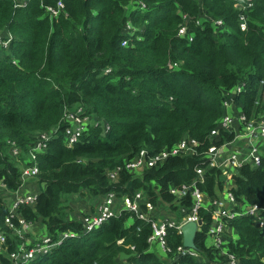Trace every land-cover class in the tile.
<instances>
[{
  "label": "trees",
  "instance_id": "1",
  "mask_svg": "<svg viewBox=\"0 0 264 264\" xmlns=\"http://www.w3.org/2000/svg\"><path fill=\"white\" fill-rule=\"evenodd\" d=\"M16 1L0 0V32L4 39L11 35L0 47V183L16 189L18 158L33 146L36 133L59 125L36 156L39 173L29 183L37 188V199L18 212L31 223L41 222L53 239L67 230L78 233L26 264H218L205 244L211 212L204 208L199 210L204 224L194 242L206 260L178 255L166 261L149 250L150 224L132 213L122 211L84 232L65 209L69 196L84 190L96 199L90 211L110 191L119 197L142 190L156 205L159 199L172 207L180 201L190 205L189 194L175 200L168 189L190 185L197 166L204 168L198 188L209 197L222 191L221 170L207 167L200 155L171 156L157 168L123 169L116 181L107 178V171L141 148L156 152L183 137L198 140L199 151L205 150L223 113V94L238 81L245 87L233 101L242 112L247 117L264 112V102L254 104L264 88V0H253L246 10L245 30L239 28L234 0H142L143 11L126 8L129 0H62V12L53 19L44 6L57 0H24L17 7ZM181 14L190 17V40L177 35ZM207 17L222 19L223 26L214 29ZM124 38H130L126 46L121 45ZM65 104L84 106L109 130L90 126L68 147L60 122ZM231 137L221 133L218 144ZM10 143L23 154L13 157ZM232 179L237 200L259 205L264 214V154L258 166L244 165ZM7 211L0 198V230L6 234L0 264H12L8 254L20 242L4 225ZM228 226L236 234L230 233L228 248L237 264H264V226L256 228L246 215ZM166 240L174 251L182 235L169 228ZM120 252L132 255L120 261Z\"/></svg>",
  "mask_w": 264,
  "mask_h": 264
},
{
  "label": "built area",
  "instance_id": "2",
  "mask_svg": "<svg viewBox=\"0 0 264 264\" xmlns=\"http://www.w3.org/2000/svg\"><path fill=\"white\" fill-rule=\"evenodd\" d=\"M23 3L24 0H17L15 6H20ZM252 5L253 0H234V7L239 10L238 25L240 30H245L247 27L246 10L251 8ZM44 7L48 16L53 19L59 16L64 5L62 0H57L54 5H45ZM125 7L131 9L139 8L143 11L146 8V3L142 0H129ZM181 16L183 22L178 28L177 35L190 40L191 35L187 31V21L190 17L186 14H181ZM209 19L214 29L223 26L222 19ZM199 22V19H197L196 23L199 24ZM125 28L129 32V36H132L134 28L130 21L126 22ZM10 38L11 35L8 34L7 38L4 39L0 32L1 46L6 47ZM129 39L124 38L121 41V45L126 46L129 43ZM168 66L174 68L177 64L170 62ZM260 84L264 85V82L260 81ZM244 87L245 82L238 81L232 88L224 92L223 113L218 119L216 126L209 132L211 143L205 150L199 151L198 146L200 143L198 140L192 137H183L173 146L163 147L156 152L150 153L147 149L141 148L124 164L117 165L107 171V178L110 181H116L123 169L133 172L143 168H157L171 156L200 155L207 167H215L221 170L223 180H226L221 192L216 196L209 197L198 188L196 182L202 181L204 173V168L201 166L195 168L197 178L190 185L170 186L168 189V192L175 200H180L189 194L191 198L190 205H185L180 201L177 207H172V203L160 199L156 205L142 190L135 191L133 195H122L119 197L114 191H110L96 204L94 211L82 213L75 219L82 224L84 232H90L109 218L118 216L122 211H127L132 213L137 219L150 224L151 233L147 237V243L149 248L151 245H156L162 252V257L171 260L178 255H190L197 259L206 260L196 248L185 247L183 243L178 245L173 251L166 240L169 228H174L177 234L182 235L181 226L187 221L201 219L202 223L198 225V231H200L204 221L199 216V210L204 208L211 212V221L205 231V244L213 249L215 255L214 263L237 264L236 255L228 248L229 241L233 239L230 235L233 229L228 226L229 222L235 217L246 215L251 218L256 228L261 229L264 226L263 208L257 204L237 200L232 191V175L244 165L258 166L264 154V112H257L247 117L242 112L241 106L233 101V96L242 92ZM263 102L264 88L254 100V104L258 105ZM233 110L237 111L234 113ZM60 122L64 125L65 144L68 147L73 146L90 126H100L103 132H107L110 128L107 122L88 114L83 106H76L75 104L63 105ZM58 127L59 125L49 131L36 134L34 144L29 148L25 160L20 166V184L16 189L9 190L11 192L10 202L7 205L8 211L3 222L8 228L7 231H10L20 240L19 246L8 254L12 264H26L30 260L57 247L63 240L78 236L77 232L67 230L61 232L56 239L46 234L30 244H26L24 243V233L28 231L34 222L27 221L18 212L21 205H34L37 199V188L33 185L32 188L28 187V182L36 178L39 173V167L36 162L37 154L45 150L47 142L56 135ZM221 133L232 137L218 144ZM10 146V153L13 157L22 154V151L13 143H10ZM0 186L3 187L4 185L0 183ZM206 237L210 238V243L206 242ZM5 242V230H0V250L4 249L3 244ZM127 247L134 249L133 245H127Z\"/></svg>",
  "mask_w": 264,
  "mask_h": 264
},
{
  "label": "rangeland",
  "instance_id": "3",
  "mask_svg": "<svg viewBox=\"0 0 264 264\" xmlns=\"http://www.w3.org/2000/svg\"><path fill=\"white\" fill-rule=\"evenodd\" d=\"M1 45L2 44L0 43V47H1ZM75 105L77 106V105H80V104H75ZM25 157H26V154H25L24 158L23 157L20 158V159L18 158V160H20L21 164L24 162ZM22 159H23V161H22ZM224 184H226V180H223V187H224ZM28 187L32 188V185L29 182H28ZM8 196H9V194H8ZM2 197H3L4 201H6L7 198H8L7 195H2ZM95 202H96V199L91 197L84 190V192L82 194L75 193V194L69 196V201H68V205L69 206L65 210H66L67 213H69L71 215L72 214L75 215L76 213H79L81 211L88 210L89 208H91L93 206V204H95ZM8 203H9V201H8ZM210 241H211L210 238L206 237V242L210 243ZM149 249H150V251H153V252H156L159 255H162V252L160 251V249L156 245H151ZM162 259H164V261H166V259L164 257H162ZM120 264H125V263L124 262H120Z\"/></svg>",
  "mask_w": 264,
  "mask_h": 264
},
{
  "label": "crops",
  "instance_id": "4",
  "mask_svg": "<svg viewBox=\"0 0 264 264\" xmlns=\"http://www.w3.org/2000/svg\"><path fill=\"white\" fill-rule=\"evenodd\" d=\"M237 110H233V112L235 113ZM8 194H9V196H8ZM2 195H7V200L6 201H4L3 200V197H2ZM10 195H11V192L9 191V190H7V189H5L4 187H1L0 186V198H1V200L6 204V206L8 205V201L10 202ZM93 206H94V204H93ZM92 206V207H93ZM91 207V208H92ZM91 208H89L88 210H86V211H81V212H79V213H76L75 215H71V214H69V213H67V218L68 219H70V220H75L76 218H78V216H80V214H82V213H86V212H88V211H90L91 210ZM232 234H233V236H234V238L236 237V234L232 231L231 232ZM46 234H48V232H47V230H46V228H45V226L41 223V222H39V221H37V222H34L30 227H29V229H28V231H26L25 233H24V239H25V242L24 243H26V244H30L31 242H33L34 240H36V239H38V238H40V237H43V236H45ZM22 242V241H21Z\"/></svg>",
  "mask_w": 264,
  "mask_h": 264
},
{
  "label": "water",
  "instance_id": "5",
  "mask_svg": "<svg viewBox=\"0 0 264 264\" xmlns=\"http://www.w3.org/2000/svg\"><path fill=\"white\" fill-rule=\"evenodd\" d=\"M201 219L197 221H187L181 226L182 233V243L185 247L196 248L194 238L196 233L198 232V225H201ZM132 254H126L124 252L119 253V260L124 261Z\"/></svg>",
  "mask_w": 264,
  "mask_h": 264
}]
</instances>
